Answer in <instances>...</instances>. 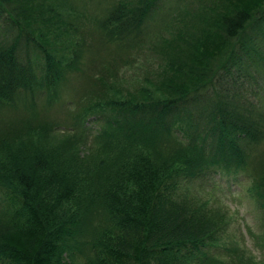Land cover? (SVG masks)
<instances>
[{
    "label": "trees",
    "instance_id": "1",
    "mask_svg": "<svg viewBox=\"0 0 264 264\" xmlns=\"http://www.w3.org/2000/svg\"><path fill=\"white\" fill-rule=\"evenodd\" d=\"M252 3L0 0V264H264ZM151 33L189 50L168 93L96 86L97 66L144 60Z\"/></svg>",
    "mask_w": 264,
    "mask_h": 264
},
{
    "label": "rangeland",
    "instance_id": "2",
    "mask_svg": "<svg viewBox=\"0 0 264 264\" xmlns=\"http://www.w3.org/2000/svg\"><path fill=\"white\" fill-rule=\"evenodd\" d=\"M252 2L254 3L251 4V7H253L255 4H256V7H258L264 3V0H252ZM204 30H206V28L198 27L193 32V35H200L204 32ZM212 30H214V28ZM214 33L215 32L213 31L210 34V36L214 35ZM163 37H166V35H163L162 37H158L152 33L144 37V42L147 46L146 57L139 64H137L134 68H127V73H121L119 71V68L110 62L102 66H97L96 72L100 79L96 83V86L100 84V81L111 82V84L116 90L124 92L125 89L127 88L129 89L133 87L134 89L139 84H144L145 80L143 79L145 78L146 80L147 79H150V80L157 79L158 81H160V84L154 85L150 91L153 93H156L157 91L162 92V93H168L167 85L169 81H172V83H174L175 74L176 73L180 74L185 69V65L181 67L180 64L178 63L177 56H182L185 59L186 56L188 55L189 50L184 52L182 49L181 50L178 49L179 46L183 42L182 43L167 42V41L163 42V40H165ZM169 45H173L174 47L170 46L167 49L166 47ZM165 62H167V65L165 66V70L161 71V69H164ZM140 66L142 67L138 70ZM173 72L174 74L170 75ZM137 78H140V79H137ZM215 178L217 179L218 176H216ZM235 190L236 188H233V186H231L228 189V192L226 191L225 193H223V196L226 197L227 204L229 205L230 212L231 213L235 212L233 216L234 221L235 223L236 221L241 223L245 219L249 221L251 218V212H249V209H248L249 206L247 205L246 201L241 200L238 197V195H232L230 193V191H235ZM190 204L196 205L195 203H190ZM0 222H1V219H0ZM234 230L235 231L238 230L236 225L234 227ZM11 231L12 230H10V232Z\"/></svg>",
    "mask_w": 264,
    "mask_h": 264
}]
</instances>
